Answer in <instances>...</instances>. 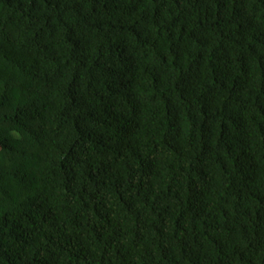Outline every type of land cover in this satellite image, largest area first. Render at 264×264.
<instances>
[{"label":"trees","instance_id":"obj_1","mask_svg":"<svg viewBox=\"0 0 264 264\" xmlns=\"http://www.w3.org/2000/svg\"><path fill=\"white\" fill-rule=\"evenodd\" d=\"M0 264H264V0H0Z\"/></svg>","mask_w":264,"mask_h":264}]
</instances>
